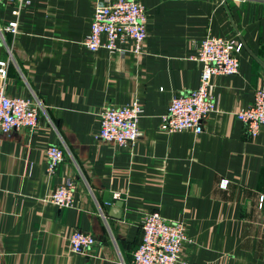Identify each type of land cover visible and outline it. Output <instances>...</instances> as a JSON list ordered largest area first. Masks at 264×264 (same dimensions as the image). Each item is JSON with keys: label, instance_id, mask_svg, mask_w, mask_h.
I'll return each instance as SVG.
<instances>
[{"label": "crops", "instance_id": "obj_1", "mask_svg": "<svg viewBox=\"0 0 264 264\" xmlns=\"http://www.w3.org/2000/svg\"><path fill=\"white\" fill-rule=\"evenodd\" d=\"M98 1L31 0L12 36L15 5L0 0V86L39 112L32 132L0 134V264H128L150 213L187 225L175 264H264V125L254 137L237 118L264 85V0H136L148 16L141 55L130 40L115 53L83 45ZM209 36L243 44L240 71L212 78L218 107L201 134L167 133L172 99L200 86ZM134 102L138 141L98 140L102 108ZM51 145L65 156L54 176ZM68 179L74 205L62 209L49 197ZM77 230L96 239L89 255L70 249Z\"/></svg>", "mask_w": 264, "mask_h": 264}, {"label": "built area", "instance_id": "obj_2", "mask_svg": "<svg viewBox=\"0 0 264 264\" xmlns=\"http://www.w3.org/2000/svg\"><path fill=\"white\" fill-rule=\"evenodd\" d=\"M15 5L5 32L19 34V16L31 4V0H11ZM148 16L146 8L136 0H99L91 21V30L83 45L90 51L106 49L111 53L122 51L119 44L130 40L129 51L143 54L147 38ZM2 35L3 30L0 29ZM3 36V35H2ZM243 44L219 38L207 37L201 42L197 60L203 64L200 86L196 90L176 95L162 118V128L167 133L191 130L204 131V122L217 112V99L212 93V78L218 75L234 76L240 71L239 53ZM8 62L0 61V78L8 74ZM141 105L134 102L125 106H106L99 112L100 132L98 140L118 145H134L142 136L139 127ZM251 136H256L264 125V85L255 92V100L248 108L237 113ZM39 125L37 106L20 97H10L0 86V134L8 135L22 128L30 132ZM65 161L63 150L51 145L46 150L47 174L54 176ZM224 187L227 186L225 183ZM76 185L70 179L60 184L49 200L62 209L72 208ZM119 197V194H116ZM258 209L264 216V194L259 197ZM143 239L128 264H175L180 259L183 242L187 240V225L183 220L169 221L158 213H150L142 222ZM96 239L89 233L77 230L70 237L73 253L89 255ZM125 264V263H122Z\"/></svg>", "mask_w": 264, "mask_h": 264}, {"label": "water", "instance_id": "obj_3", "mask_svg": "<svg viewBox=\"0 0 264 264\" xmlns=\"http://www.w3.org/2000/svg\"><path fill=\"white\" fill-rule=\"evenodd\" d=\"M121 203V202H120ZM120 206V205H119ZM142 239H143V234H142V236H141V240H140V244H141V242H142Z\"/></svg>", "mask_w": 264, "mask_h": 264}]
</instances>
